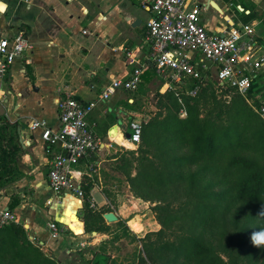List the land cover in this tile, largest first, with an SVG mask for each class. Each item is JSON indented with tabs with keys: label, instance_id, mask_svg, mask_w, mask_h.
<instances>
[{
	"label": "crops",
	"instance_id": "0c3cea01",
	"mask_svg": "<svg viewBox=\"0 0 264 264\" xmlns=\"http://www.w3.org/2000/svg\"><path fill=\"white\" fill-rule=\"evenodd\" d=\"M189 4L200 8V23L211 32H221L229 24L242 25L243 13H252L255 19L250 24L262 40L254 46L258 47L256 56L261 53L264 57V0H190ZM0 9L3 32L11 34L17 28L22 29L31 45L8 70L23 74L25 81L17 85L20 79H11L8 88L0 86V93H5V115L19 124L16 129L19 174L13 182L0 188V205L9 208L10 195L17 196L18 205L11 210L18 217L17 224L26 229L28 238L42 249L46 250L44 246L48 245L47 250L60 264H79L80 258L73 256L70 248L72 242L86 243L79 213V219L75 216L76 226L69 223L75 208H80L79 201L67 191L55 195L49 188L50 154L39 131H31L28 123L32 119H43L56 129L59 126L57 99L65 93L84 103L96 101L87 120L95 131L98 148L77 167L86 173L85 183H91L90 199L98 207H109L122 219L116 207H122L120 201L124 198L132 202L131 198L135 197L127 182L129 168L121 157L124 148H128L125 137L129 134L128 123L142 115V107L137 108L141 99L139 94L122 90H117L107 100H101L100 95L112 79L126 78L138 61L151 64L146 41V22L151 12L142 8L138 0H6L0 4ZM44 43L53 48L51 53L56 61L51 62L49 58L44 61ZM126 52L131 53L133 64L129 63ZM206 64L208 71L214 66L210 62ZM262 71L264 63L254 73ZM155 81L161 88L163 81ZM44 82L51 83L52 87ZM113 127L118 128L121 140L119 135L110 136ZM50 220H55L63 229L69 228L75 236L62 232L58 238L51 237L47 229Z\"/></svg>",
	"mask_w": 264,
	"mask_h": 264
},
{
	"label": "trees",
	"instance_id": "16d2710c",
	"mask_svg": "<svg viewBox=\"0 0 264 264\" xmlns=\"http://www.w3.org/2000/svg\"><path fill=\"white\" fill-rule=\"evenodd\" d=\"M244 15L243 24H248L255 19L252 13ZM264 26V20L262 22ZM255 37L258 43L260 35ZM201 76L199 79H187L184 84L172 85L164 92H160L161 97L170 96L171 104L180 108L178 102L179 95L184 97H196L207 95V88L211 87L207 76L210 71L199 67ZM264 71L259 72L251 78V86L246 95L253 99V104L249 105L246 95L239 93L234 87L227 84H220L217 81V88L224 94L230 96L229 103L221 105L220 113L208 110V117L200 120L192 113V107H187L186 100L184 110L186 117L179 118L176 114L168 115L167 119L157 122L150 119L142 123L140 138V148L144 149L149 142L157 138L160 129L166 134L162 136L161 143L158 144V151L165 156L158 157L163 159L161 165L155 164L148 156L141 155L133 157L135 162V173L127 172V182L132 195L138 199L151 202L150 210L153 212L157 224L160 228L149 231L142 237H136L143 242V252L146 257L139 255L137 264H242L238 261V255L243 252L245 238H250L253 229L241 226L232 231V241H212L210 236L215 235L212 228L216 229V236L221 238V234L228 233V222L226 215L234 200H240L241 205L250 207L248 216L258 220L257 226L264 225V215L260 214L261 207L264 206V162L259 163L255 160L242 156L239 150L245 146L254 149H264V121L256 112L260 105V100L264 97ZM157 77L155 69L148 64L142 75L140 87L153 78ZM263 80V81H262ZM198 85V90L194 95L190 91ZM159 90V89H158ZM177 93L175 95L174 93ZM186 95V96H185ZM214 100L213 91H209ZM183 98V97H182ZM226 115L227 123L222 124V119ZM171 117V118H169ZM178 118V119H177ZM180 123V124H179ZM151 124L155 129L151 128ZM17 121H10L8 117L0 116V188L14 181L18 176L16 160L18 158L19 144L17 141L18 127ZM156 131V136H153ZM191 131L190 141L192 151L189 154L169 155L167 150L160 144L166 143L171 136L177 137L179 141L188 140L187 132ZM160 142V141H159ZM127 147L130 144L126 145ZM135 154V153H133ZM223 158V159H222ZM223 161H222V160ZM201 162L200 167L195 170L183 171V167ZM125 165V163H123ZM206 175L210 177L204 184L201 180ZM188 184L189 196L183 202L188 204L186 207H179L175 210L168 204L162 195L149 193L148 189L161 191L167 186ZM90 181L82 180L81 188L83 191V202L79 208L80 219L83 222V233L109 234L111 224L106 223L103 213L110 211L109 207H98L93 209L89 204ZM219 187L217 190L215 187ZM8 203L9 209L18 205V198L11 194ZM233 196V197H232ZM222 208V209H221ZM240 211L234 213L238 216ZM172 222L189 226L179 235H175L174 241H165L159 249L164 250V256L157 259L155 252L151 249V243L145 240L151 233L161 236L165 233V227ZM184 222V223H183ZM115 224L123 229L129 230L126 222L118 219ZM200 227L210 226L207 230L208 240L203 238V231ZM182 227V228H183ZM206 229V228H205ZM240 237L237 239L236 234ZM229 237L231 233H228ZM135 238V235H132ZM231 238V237H230ZM107 241L102 240L100 245ZM226 256L227 259L224 258ZM7 263L19 264H58L57 258L43 253L42 248L34 245L28 238L26 229L20 224H9L0 227V262L1 259ZM150 262V263H149ZM248 263V262H247ZM97 264H101L97 261ZM264 264V257L262 262Z\"/></svg>",
	"mask_w": 264,
	"mask_h": 264
},
{
	"label": "built area",
	"instance_id": "2783aa9c",
	"mask_svg": "<svg viewBox=\"0 0 264 264\" xmlns=\"http://www.w3.org/2000/svg\"><path fill=\"white\" fill-rule=\"evenodd\" d=\"M6 0H0V4ZM190 0H138L139 5L151 12L146 22V41L149 46V63L154 67L158 79L162 80L164 91L172 85L181 86L187 79H199L200 69L208 70L206 62L217 67V81L234 87L246 95L251 86L254 71L264 63L263 54L256 56L259 44L256 30L250 24L235 26L229 24L221 32H211L200 23V8L190 6ZM2 10L0 9V17ZM12 28V26H9ZM83 30V33H86ZM30 43L22 29L17 28L11 34L3 32L0 24V78H4L16 58L30 48ZM257 46V45H256ZM133 64L130 52H126ZM197 60L198 63L195 61ZM148 63L135 64L126 78H114L103 87L101 100H107L117 90L135 92ZM198 90L196 85L190 94ZM96 101L86 103L65 93L57 99L59 126L52 129L43 119H32L28 126L31 131H39L50 154L47 172L48 185L55 195L62 191L71 193L79 205L83 202L81 183L86 173L78 168L82 159L90 157L98 148L95 131L87 117L95 107ZM256 112L264 121V97ZM130 144L140 142L142 123L131 120L128 123ZM91 171V165L87 167ZM90 207L97 209L96 203L89 199ZM15 212L0 205V227L17 224ZM47 229L53 238H58L63 228L55 220L47 223Z\"/></svg>",
	"mask_w": 264,
	"mask_h": 264
},
{
	"label": "rangeland",
	"instance_id": "374dc122",
	"mask_svg": "<svg viewBox=\"0 0 264 264\" xmlns=\"http://www.w3.org/2000/svg\"><path fill=\"white\" fill-rule=\"evenodd\" d=\"M42 49L44 51V61H48V58L51 62L56 61V59L53 58L54 55L51 53V51L53 50L52 47H47L44 43ZM216 73L217 67L214 65L211 67L208 75L204 76L205 79H208L211 84V87L207 88L208 93L206 97H204L205 94L201 97L196 96L190 98L189 96L184 97L183 95H179L180 98L178 102L181 105L180 108H177V106H174L169 102V100H172L170 96L161 97L159 95L160 92L158 89L161 84L158 83V81H155L158 78L154 76V81L151 84H144L140 87V90L134 92L136 94H139L141 99V102L137 104V108L142 107V115L137 120L143 123L149 121L150 119H155L157 120V122H161L167 119L168 115L175 116V114L179 118H184L187 115L184 110V107L186 105L188 108L192 107L191 114H194L200 120L208 117V110H211L213 113H220L221 105H223L224 103H229L230 96L224 94L220 89L217 88ZM260 73L262 74V72ZM26 77L28 78L29 76L27 75ZM4 78H0V86L3 88H8L9 84L11 83V79H20V82L17 83V85L25 81V78H23V74H19V72L15 73L13 71L7 72ZM45 81L47 80L45 79ZM43 84L51 86V83L49 84L47 82H44ZM209 91H213L215 96L214 100L212 99V96L208 95ZM174 94L177 95L176 92ZM4 97L5 93H0V116H6V109L3 107ZM245 97V101L249 105H252L254 107L253 99L249 98L247 95ZM184 100H186V105ZM254 109H256V106ZM223 115L224 117L221 123L226 124L227 118L225 114ZM151 128L155 129L154 125L151 124ZM159 133L160 134H158L157 138L149 142V144L144 147V149H146L145 152L140 148L141 142L135 145H130L128 146V148H124V154H122L121 161L125 163V165L129 168V172H135V162L133 157H140L141 155L148 156L157 165L162 164L163 159L159 157L165 156V154L158 151V144L161 143V139H163L162 136H164V134L166 133L162 129H160ZM153 136H156V131L154 132ZM190 136L191 131L187 132L186 135L189 141H179L177 137L175 138L174 136H171L172 140L169 139L166 141V143L160 145L163 149L167 150L169 155L172 156L181 155L183 153L189 154L192 151V144L189 138ZM239 153L242 154V156L255 160L256 162H264V149H254L245 146L242 150H239ZM200 164L201 162L185 166L183 167V171L187 173L189 170L198 169L200 167ZM209 177V175L203 177L201 180V184H204ZM187 185L188 184L179 183L178 185L167 186L161 191L154 189H148L147 191L149 193H153L155 196L159 194L162 195L171 207H173L175 210H178V208L181 206H188V204H183V202L187 197L192 196V194L188 193ZM218 188L219 187L217 186L214 189L217 190ZM128 200L130 199L124 198L120 201V205H122V207L120 209L116 207L117 211L120 210L121 218L126 222V225L129 228L127 233L123 232V229L115 224V222H111L108 223L111 224L109 234L97 233L96 235H93L92 233H86L85 244H78V241L75 243L72 242V246L70 247L72 249V255L78 256L80 258L81 262L79 264H97V261H100L101 264H137L139 255L146 257V253L143 252V242L139 241L136 237H142L149 231H155L160 228V225L157 224L154 214L150 210V206L152 205L151 202L144 201L142 199H136V197L134 199L131 198V200H134L132 202ZM232 204L233 205L230 207L231 209H229L230 211H228L226 215V222H228V233H231V238L226 232L221 234V238H219L218 236H216V229L212 228V231L215 233V235L209 237L211 242L216 240L228 242L232 241V231L234 229L241 228V226H244L247 229H253L254 232L264 231V225L257 226L258 220L253 219L252 216H248L250 213V207L241 205L242 202L240 200H234ZM238 211H240V213L238 214V216L234 217V213H238ZM75 213H79V209L75 208ZM69 223H71V225H75V221L73 220H70ZM188 226L189 225L186 223L183 227L180 222H172L168 227H165V233L163 235L157 236L156 234L151 233L145 241L147 243H151V249L154 250L157 259L160 261V258L167 254V252L164 253V250L159 249L161 247V244H163L165 241H174L175 235H179L184 231V228L186 229ZM209 227L210 226H199V228L197 229V231L200 228L202 229L203 238L205 240H208L209 232H207V230ZM63 232L66 235L75 236V234H73V232L69 228L64 229ZM75 233L77 232L75 231ZM132 235H135V238H133ZM33 236L37 240L36 235ZM239 237L240 235L237 233L236 238L238 239ZM102 240H106L107 242L103 245H100V242ZM244 240L245 242L243 244V252L238 255V262L242 264H260L262 262V258L264 257V247H254L250 241V238H245ZM33 244L42 248V246L39 245L36 241H34ZM44 247L47 249L49 248L48 245H45ZM47 249H42L43 253L46 255H51L52 252ZM224 258L227 259L226 256H224ZM1 260L2 261L0 262V264H10L7 263V260H5L4 258ZM58 264H60V262Z\"/></svg>",
	"mask_w": 264,
	"mask_h": 264
},
{
	"label": "clouds",
	"instance_id": "9594fccd",
	"mask_svg": "<svg viewBox=\"0 0 264 264\" xmlns=\"http://www.w3.org/2000/svg\"><path fill=\"white\" fill-rule=\"evenodd\" d=\"M260 214L264 215V206L261 207ZM250 241L254 247H264V231L253 232Z\"/></svg>",
	"mask_w": 264,
	"mask_h": 264
},
{
	"label": "water",
	"instance_id": "95a60500",
	"mask_svg": "<svg viewBox=\"0 0 264 264\" xmlns=\"http://www.w3.org/2000/svg\"><path fill=\"white\" fill-rule=\"evenodd\" d=\"M18 129H19V127H18ZM125 137L128 138V137H129V134H127ZM104 143H105V142H104ZM106 149H107V148H106ZM75 216L79 219L77 213H75ZM103 218H104L105 221L108 222V223L116 222V221L118 220V217L116 216V214H115L114 212H111V211H110V212H106V213H104V214H103ZM92 234H93V235H96L97 233L93 231ZM51 257L54 258L55 255L52 253V254H51Z\"/></svg>",
	"mask_w": 264,
	"mask_h": 264
},
{
	"label": "bare ground",
	"instance_id": "6f19581e",
	"mask_svg": "<svg viewBox=\"0 0 264 264\" xmlns=\"http://www.w3.org/2000/svg\"><path fill=\"white\" fill-rule=\"evenodd\" d=\"M116 135H119V136H118V137H119V140L122 139V135L120 134L118 128H117V127H113V128L111 129V131H110V136H111V137H115ZM127 143L130 144L128 140H127ZM130 145H132V144H130ZM72 218H73V219H72L73 221H76V219H75V215H73Z\"/></svg>",
	"mask_w": 264,
	"mask_h": 264
}]
</instances>
